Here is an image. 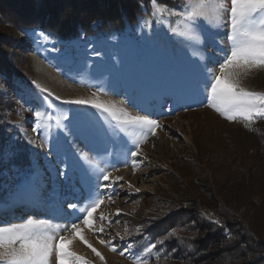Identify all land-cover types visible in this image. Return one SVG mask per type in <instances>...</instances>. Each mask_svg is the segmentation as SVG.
Wrapping results in <instances>:
<instances>
[{
	"label": "rangeland",
	"instance_id": "1",
	"mask_svg": "<svg viewBox=\"0 0 264 264\" xmlns=\"http://www.w3.org/2000/svg\"><path fill=\"white\" fill-rule=\"evenodd\" d=\"M168 2L157 5L152 1L151 16L139 15L135 24L123 29L83 34L72 40H61L33 27L20 30L22 40L10 46L6 40L10 32L0 20V52L8 54L19 72V76H12V87L0 75V96L5 101L0 126L4 134L0 143V217L8 220L0 227L24 223L28 219L25 211L32 219L51 220L53 225L68 222L76 213L67 205L80 204L88 195L89 176L94 182L99 170L107 169L113 176L123 177L114 188L119 192L113 197L115 202L105 199L97 210L111 216L113 222H104V234L84 229L86 239L105 259L101 261L78 237L71 244L72 250L90 264H136L135 257L146 258L148 264H190L170 261L160 250L145 254L143 249L154 241L137 243L136 228L146 220L156 198L169 197L172 205L190 199L192 202H186L190 214H201L207 220L218 216L223 201L216 189L223 186L224 190H232L240 176L226 174L231 163L216 158L217 152L207 158V163L212 170L222 166V172L216 176V171L213 176L211 170L196 169L193 162L200 156L194 141L200 150L226 149L228 138L241 143L248 140L243 128L256 126L262 119L251 124L242 119L228 120L208 104L200 89L196 65L206 63L218 71V63L212 61L222 62L219 42L224 41L225 49L230 47V12H222L216 21L212 9L220 3L230 9L231 0H205L210 15L204 21L203 44H193L173 33V28L183 30L176 16L155 12L156 7L164 5L180 11L187 7L188 0ZM95 7V11L103 9ZM41 33L48 39H43ZM241 84L264 92V69L252 70L241 78ZM43 88L53 94L49 97L50 108L43 101L47 95L41 91ZM55 96L61 99L55 100ZM73 99L104 104L114 116L90 106L63 103ZM34 110L44 115L36 118ZM84 113L87 120L81 116ZM135 116H147L161 126L152 135L147 128L124 123ZM57 120H75L82 130L80 137L58 146ZM19 137L23 139L22 147H18ZM140 140L144 142L139 158L127 155ZM80 155L84 156L82 161ZM133 159L140 161L135 170ZM113 165L116 171H112ZM202 218L197 216L196 220ZM102 239L112 240L117 251L101 244ZM128 245H132L130 251L121 255ZM254 250L243 245L236 264L252 261ZM51 264H55L54 255Z\"/></svg>",
	"mask_w": 264,
	"mask_h": 264
},
{
	"label": "trees",
	"instance_id": "2",
	"mask_svg": "<svg viewBox=\"0 0 264 264\" xmlns=\"http://www.w3.org/2000/svg\"><path fill=\"white\" fill-rule=\"evenodd\" d=\"M152 1L0 0V20L10 32V37L6 39L10 46L22 40L20 30L33 27H39L61 40H72L83 34L133 25L139 15H152ZM168 1L158 0L162 3ZM94 5H100L103 9L95 11ZM0 75L11 87L12 76H19L8 54L2 52ZM4 105L5 101L0 96V126ZM243 131L248 135V140L241 143L228 138L229 148L217 151L200 150L197 141H194L200 156L193 158L196 169L211 170L209 174L213 176L217 171V176L223 167L212 170L207 163V158L215 155L231 163L226 172L228 176H240V181L232 190H224L223 186L216 189L223 201L219 204V215L207 220L197 214L202 219L196 220L197 216L190 214L192 210L186 204L192 200L186 199L172 205L169 197L156 198L148 209V217L140 222L145 225V231L139 234L137 243L145 239H165L158 250L170 261L185 260L190 264H210L211 259H215L213 264H236L244 245L248 249L255 248L256 255H250L254 259L248 264L264 262V119L257 121L256 126L243 128ZM3 139L4 134L0 130L1 145ZM19 139L18 147H22L23 139ZM173 229L175 235L169 236L168 232Z\"/></svg>",
	"mask_w": 264,
	"mask_h": 264
},
{
	"label": "snow or ice",
	"instance_id": "3",
	"mask_svg": "<svg viewBox=\"0 0 264 264\" xmlns=\"http://www.w3.org/2000/svg\"><path fill=\"white\" fill-rule=\"evenodd\" d=\"M158 5V0H155ZM230 12V33L227 35V41L230 47H223L224 41H220V62L213 60L212 63H218V71L209 68L206 63L197 64L200 73V89L208 104L226 119L235 121L242 119L246 124H251L259 119H264V92L252 91L242 86L241 78L250 74L252 70L264 69V0H231V8H225L223 3L212 9V15L216 21L221 19V13ZM155 12L169 16H176L183 30L179 31L173 28L174 34H179L193 44H203L202 33L204 31V21L209 19V10L205 0H188L187 7H182L180 11L170 10L166 5L158 6ZM150 23L149 21L145 22ZM43 39L48 36L41 33ZM200 60H204L201 56ZM35 83V81H33ZM37 87H39L37 85ZM47 93L43 97L44 103L50 108L52 102L49 97L53 94L48 89H41ZM55 96V100H60ZM65 104L78 106H90L99 111L112 114V110L104 104L85 99L64 100ZM44 113L34 110V116L40 118ZM84 120H87V114H81ZM68 119L67 116L64 118ZM127 124L139 125L147 128L148 132L155 135L156 130L161 126L156 120L149 119L147 116H135L130 120L124 121ZM56 128L59 129L57 137L58 146L61 143H68L70 140L78 139L81 135V127L75 120L64 123L56 121ZM39 124L37 125L38 130ZM147 138V134L145 138ZM140 140L128 149L127 155L133 158H139L141 155ZM134 149V150H133ZM91 151V149H89ZM81 161L83 155L78 157ZM144 159H147L145 157ZM140 161L133 159L131 165L135 170ZM127 167L128 163L124 162ZM112 171H116L112 166ZM60 175L66 176L65 172ZM123 180L122 176H113L107 169L99 170L94 178L89 176L88 195L80 204L69 203L67 207L73 210L71 220L65 223L53 225L51 220H34L31 217L21 224H9L7 227H0V264H51L53 255L55 264H90L85 257L77 254L72 250L71 244L77 237L96 256L103 261L104 256L86 239L84 229L95 232L96 234L106 233L104 222L111 224V216L104 212H99L104 200L114 203V196H119L115 191V186ZM131 186V185H129ZM102 190V191H101ZM137 191H139L137 189ZM115 215H120L117 209ZM99 220L100 223H96ZM119 224V220H115ZM53 234H49V231ZM145 225L142 223L137 226L136 232L143 234ZM169 236L175 235V229L168 232ZM123 239V237H120ZM101 244H106L113 252L117 247L112 240H100ZM165 239H157L149 242L143 252L151 255L158 247H162ZM132 245L124 248L120 254L124 255L129 252ZM136 264H148L144 257H135Z\"/></svg>",
	"mask_w": 264,
	"mask_h": 264
},
{
	"label": "bare ground",
	"instance_id": "4",
	"mask_svg": "<svg viewBox=\"0 0 264 264\" xmlns=\"http://www.w3.org/2000/svg\"><path fill=\"white\" fill-rule=\"evenodd\" d=\"M24 216H25V218H30L29 217V212L28 211H25L24 212ZM8 220L6 219V218H4V217H0V224H2V223H5V222H7Z\"/></svg>",
	"mask_w": 264,
	"mask_h": 264
}]
</instances>
